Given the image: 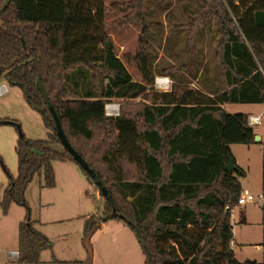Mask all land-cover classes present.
Returning <instances> with one entry per match:
<instances>
[{
    "label": "trees",
    "instance_id": "1",
    "mask_svg": "<svg viewBox=\"0 0 264 264\" xmlns=\"http://www.w3.org/2000/svg\"><path fill=\"white\" fill-rule=\"evenodd\" d=\"M105 1L12 0L0 17V79L22 90L49 130L48 140H31L20 132L18 175L7 172L4 212L15 203L30 215L26 191L37 175H44L45 187H54L53 161L79 166L58 136L53 108L68 141L122 216L109 219L113 207L96 186L106 205L102 216L86 221V237L115 219L133 231L146 264H264V210L263 261L241 263L232 247L227 206L237 205L247 173L237 165L231 146L257 144V134L248 114H229L224 108L264 104V0H197L196 17L185 27L216 23V60L226 88L206 92L179 83L168 93L153 86L149 49L155 23L146 18L152 0L112 7ZM112 9L129 12L118 26L134 22L142 28L140 46L126 56L137 66L140 82L118 57L107 31L106 15ZM138 98L144 101L135 103ZM113 100L121 103L118 117L106 115V104ZM10 124L19 126L0 120V125ZM230 159L237 167L233 172L226 171ZM26 220L19 227L17 263L40 264L41 252L51 245Z\"/></svg>",
    "mask_w": 264,
    "mask_h": 264
},
{
    "label": "rangeland",
    "instance_id": "2",
    "mask_svg": "<svg viewBox=\"0 0 264 264\" xmlns=\"http://www.w3.org/2000/svg\"><path fill=\"white\" fill-rule=\"evenodd\" d=\"M129 1L106 0L105 3L112 7ZM147 5L146 18L155 23L149 49L155 71L154 90L161 92L155 85L156 79L161 77L169 78L172 87L187 83L192 88L197 87L206 92L210 89L224 90V72L219 69L216 60V23H203L194 29L185 27L196 17L198 1L152 0ZM128 13L120 9L108 12L107 31L114 41L118 57L126 64L132 78L140 82L142 76L137 66L129 63L126 56L136 53L140 46L142 28L134 22L123 26L116 24L126 18ZM164 70L167 72H162ZM4 82L8 92L0 97V120H11L19 126L0 125V264H18L17 260L9 257L13 250L19 249V227L22 222H27V217L32 226L48 238L51 245L50 249L41 252L42 264H146L135 234L123 221L109 220L93 236H85L86 221L92 215H103L106 200L74 162H52L54 187H45L44 175L35 177L25 195L30 215L25 207L15 203L10 205L8 212H4L1 202L8 186L7 172L15 178L18 175L16 146L20 132L31 140L49 139V130L41 115L29 107L22 90L12 87L3 78L0 79V86ZM143 101V98L134 100L135 103ZM113 102L121 107L118 101ZM225 108L229 114L250 110H253V114L262 113L263 123L254 128L263 134L261 143L233 146L237 165L248 174V180H244V183L256 192H250L252 195L259 196L262 194L264 163V104H233L225 105ZM54 148L60 152L64 150L61 145ZM246 207L250 214L249 223L245 225L239 220L237 209L232 224L235 238L233 243L236 242L234 250L241 262L260 260L262 253L256 249L263 242L260 221L263 210L257 204H248Z\"/></svg>",
    "mask_w": 264,
    "mask_h": 264
},
{
    "label": "water",
    "instance_id": "3",
    "mask_svg": "<svg viewBox=\"0 0 264 264\" xmlns=\"http://www.w3.org/2000/svg\"><path fill=\"white\" fill-rule=\"evenodd\" d=\"M12 0H5L4 3L2 4V6L0 7V17L4 14V12L8 9V7L10 6ZM22 43L25 47V42L22 39ZM3 70H2V65L0 62V76L2 74ZM51 112L55 118L56 121V125H57V129H58V136L64 146V148L74 157V159L77 161V163L79 164V166L81 168H83L87 174L89 175V177L94 181V183L96 184V186L100 189L101 193L103 194V196L111 203L112 207H113V212L111 215H109V219L110 218H122L119 210L117 209L116 203L114 201V199L112 198V196L109 194L107 188L105 187V185L101 182L100 178L97 176V174L94 172L93 169H91V167L88 165V163L81 157V155L72 147V145L70 144V142L68 141L62 127L61 124L58 120L57 115L55 114V111L53 110V108H51ZM261 138L256 135L255 136V142H260ZM237 169L236 165H235V161L233 159H230L229 163L226 165V171L228 172H233Z\"/></svg>",
    "mask_w": 264,
    "mask_h": 264
},
{
    "label": "built area",
    "instance_id": "4",
    "mask_svg": "<svg viewBox=\"0 0 264 264\" xmlns=\"http://www.w3.org/2000/svg\"><path fill=\"white\" fill-rule=\"evenodd\" d=\"M156 87L161 92H171L172 91V82L169 78L161 77L157 78L155 81ZM6 86H0V97L7 92ZM106 115L109 117H118L120 115V104L115 102H110L106 104ZM262 114L261 115H251L248 118V124L251 127H255L262 124ZM248 204H257L259 205L262 210H264V194L262 193L259 196H254L251 193H242L241 197L238 200V203L235 207H229L227 206V209H230L232 211V215L235 212L236 209L246 207ZM11 258L18 259L19 258V252L18 251H12L11 252Z\"/></svg>",
    "mask_w": 264,
    "mask_h": 264
},
{
    "label": "crops",
    "instance_id": "5",
    "mask_svg": "<svg viewBox=\"0 0 264 264\" xmlns=\"http://www.w3.org/2000/svg\"><path fill=\"white\" fill-rule=\"evenodd\" d=\"M3 85L4 86H6L7 87V85H5V82L3 83ZM192 85V84H191ZM193 87H194V85H192ZM8 89V88H7ZM193 89H199V88H197V87H194ZM7 92H8V90H7ZM6 92V93H7ZM5 93V94H6ZM4 95V94H3ZM2 95V96H3ZM243 105V104H242ZM244 105H247V104H244ZM261 105H263V104H261ZM258 106V105H257ZM224 108H225V106H224ZM225 110H226V108H225ZM252 111V112H251ZM256 111V110H255ZM241 113H245V114H248L249 116H251V115H261L262 113H256V114H253V110H250V111H245V112H241ZM262 123H263V121H262ZM258 126H261V125H258ZM255 127H257V126H255ZM255 127H253V128H255ZM254 131H255V133L261 138V141L263 140V134L260 132V131H256L255 129H254ZM233 146H235V145H232L231 146V150H232V153H233ZM250 146H253V145H250ZM247 176H248V174H247ZM246 176V178H244V179H242L241 180V183H242V189H243V193H250V192H253L252 191V188H250L248 185H246V183H244V180H248V177ZM253 193H256V192H253ZM262 193V192H261ZM247 207H242V208H238V212H239V220H241V222L243 223V224H248L249 223V217H250V214H249V212H248V210L246 209ZM237 210V209H236ZM236 210H235V212H236ZM235 212L233 213V215H232V218H231V222H232V224L234 223V214H235ZM260 221H261V224H262V221H263V212H262V215H261V218H260ZM262 228H263V225H262ZM234 241H235V238H234ZM263 243V242H262ZM235 245H236V242H235V244L233 243V245H232V247H233V250H234V248H235ZM256 250H260V251H262V253H261V256H260V260H257V262H262L263 261V248H262V244H260V245H257V249ZM13 251H18L19 252V250H13ZM234 252H235V250H234ZM235 255H236V253H235ZM11 257H9V259H10ZM236 258H237V256H236ZM11 260H18V259H14V258H11ZM238 260V259H237ZM239 262H241L240 260H238ZM256 261V260H255ZM241 263H244V262H241ZM40 264H42V262L40 263Z\"/></svg>",
    "mask_w": 264,
    "mask_h": 264
}]
</instances>
